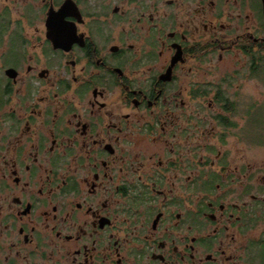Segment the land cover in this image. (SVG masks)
Listing matches in <instances>:
<instances>
[{
  "label": "flooded vegetation",
  "instance_id": "obj_1",
  "mask_svg": "<svg viewBox=\"0 0 264 264\" xmlns=\"http://www.w3.org/2000/svg\"><path fill=\"white\" fill-rule=\"evenodd\" d=\"M263 107L264 0H0V264H264Z\"/></svg>",
  "mask_w": 264,
  "mask_h": 264
},
{
  "label": "rangeland",
  "instance_id": "obj_2",
  "mask_svg": "<svg viewBox=\"0 0 264 264\" xmlns=\"http://www.w3.org/2000/svg\"><path fill=\"white\" fill-rule=\"evenodd\" d=\"M262 92H263V89H262ZM263 112H264V107L260 109V113H263ZM262 116L263 115L261 114L260 117H257L256 119H254V120H257L260 123L259 124L260 135H264V117H262ZM248 126H249L248 127L249 129H253V126L254 125H253V123L252 124L250 123V125L248 124ZM247 132L251 134L252 133V130H248ZM261 137L264 138L263 136H261Z\"/></svg>",
  "mask_w": 264,
  "mask_h": 264
}]
</instances>
